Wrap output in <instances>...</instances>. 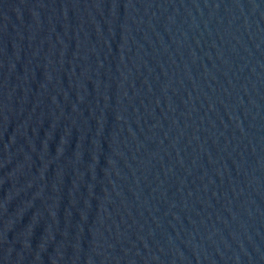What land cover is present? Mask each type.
Instances as JSON below:
<instances>
[{
  "label": "water",
  "instance_id": "water-1",
  "mask_svg": "<svg viewBox=\"0 0 264 264\" xmlns=\"http://www.w3.org/2000/svg\"><path fill=\"white\" fill-rule=\"evenodd\" d=\"M0 264H264V0H0Z\"/></svg>",
  "mask_w": 264,
  "mask_h": 264
}]
</instances>
